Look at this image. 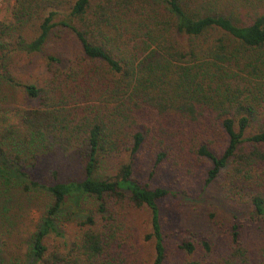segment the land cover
<instances>
[{
  "label": "trees",
  "instance_id": "1",
  "mask_svg": "<svg viewBox=\"0 0 264 264\" xmlns=\"http://www.w3.org/2000/svg\"><path fill=\"white\" fill-rule=\"evenodd\" d=\"M12 14L18 27L36 22L37 35L18 40L21 51L40 53L61 27L79 52L69 60L48 54L47 78L28 84L14 79L4 55L2 77L34 106L0 109V179L7 187L4 176L22 177L24 191H45L50 202L26 259L0 264H138L131 216L143 207L151 214L152 264H165L159 202L177 194L134 178L140 153L153 160L152 174L165 165L182 178L203 176L207 186L224 173L264 216V9L237 0H15ZM35 149L78 157L84 178L59 182L52 172L53 184L35 180ZM105 157L129 161L115 176L95 178ZM88 201L95 210L81 216ZM62 220L75 223L74 237L65 239ZM237 232L233 226L224 264L246 260L234 259L243 254Z\"/></svg>",
  "mask_w": 264,
  "mask_h": 264
},
{
  "label": "rangeland",
  "instance_id": "2",
  "mask_svg": "<svg viewBox=\"0 0 264 264\" xmlns=\"http://www.w3.org/2000/svg\"><path fill=\"white\" fill-rule=\"evenodd\" d=\"M221 1L227 0H218L219 4ZM237 1L245 8L264 9V0ZM14 2L0 0V43L7 46L5 50L0 48V109H26L34 106L20 89L2 77L1 64L3 60L6 61L4 55L8 58V69L14 79L28 84L39 83L47 78L45 58L48 54L59 53L69 60L79 52L74 36L61 27L52 31L53 40L48 41L40 53L21 51L18 40L21 37L27 42L32 40L37 35L36 22L32 20L18 27L12 14ZM65 16V13H60L54 22H59ZM7 117L9 122L16 120L12 113H8ZM35 151L37 159L29 168L35 180L53 184L52 172H56L59 182L84 178L83 162L78 157L53 156L40 149ZM123 161L129 160L126 157L103 158L94 177L115 176ZM132 166L133 176L141 184H147L150 188L173 190L177 194L159 202L165 264H182L187 259L199 260L203 264H224L223 258L230 256L233 226H237L239 243L243 249L242 257L234 259H246L235 264H258V261L264 259V216H258L253 211L247 190L234 188L224 173L205 186L203 176L182 178L165 165L158 166L152 174L153 160L141 153L133 158ZM4 177L12 182H5L6 187L0 179V259H26L28 242L44 216L50 197L42 190L24 191L21 184L25 183V179L22 177ZM82 206L81 216L95 210L93 201ZM131 219L140 247L138 264H152L154 241L146 238L151 233L150 211L145 207L133 210ZM57 224L65 239L74 237V222L62 220ZM184 243L193 245L195 250L191 255L181 248ZM204 243L209 246V251Z\"/></svg>",
  "mask_w": 264,
  "mask_h": 264
}]
</instances>
